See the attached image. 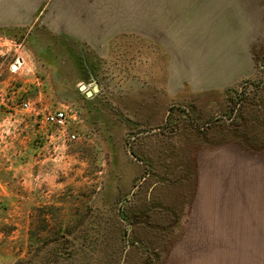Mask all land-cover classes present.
Wrapping results in <instances>:
<instances>
[{
  "label": "rangeland",
  "instance_id": "1",
  "mask_svg": "<svg viewBox=\"0 0 264 264\" xmlns=\"http://www.w3.org/2000/svg\"><path fill=\"white\" fill-rule=\"evenodd\" d=\"M254 56L235 86L174 99L168 57L146 39L99 58L42 26L0 29V264H164L199 152L237 144L234 126L264 135V45ZM62 108L76 140L42 121Z\"/></svg>",
  "mask_w": 264,
  "mask_h": 264
},
{
  "label": "crops",
  "instance_id": "2",
  "mask_svg": "<svg viewBox=\"0 0 264 264\" xmlns=\"http://www.w3.org/2000/svg\"><path fill=\"white\" fill-rule=\"evenodd\" d=\"M42 26L106 58L141 37L167 55V95L235 86L264 45V0H0V29ZM189 212L164 264H264V149L201 150Z\"/></svg>",
  "mask_w": 264,
  "mask_h": 264
},
{
  "label": "built area",
  "instance_id": "3",
  "mask_svg": "<svg viewBox=\"0 0 264 264\" xmlns=\"http://www.w3.org/2000/svg\"><path fill=\"white\" fill-rule=\"evenodd\" d=\"M21 108L26 111L31 109V102L29 100L23 101L21 103ZM42 121L54 127V129L59 133L64 134L65 137L70 141L76 140L78 138L77 134L68 132L70 121L68 112L64 108L43 113Z\"/></svg>",
  "mask_w": 264,
  "mask_h": 264
},
{
  "label": "trees",
  "instance_id": "4",
  "mask_svg": "<svg viewBox=\"0 0 264 264\" xmlns=\"http://www.w3.org/2000/svg\"><path fill=\"white\" fill-rule=\"evenodd\" d=\"M263 106L261 107V109L263 110V115H264V103L262 104ZM186 112V111H185ZM187 113V112H186ZM188 114V113H187ZM259 116V115H258ZM185 118H188L190 119L189 124L192 126V128H196L195 124H196V121H197V117H192V114L190 115V113L188 115H186ZM220 120L219 119H216L214 121H210L209 123H212L215 127L218 126H224V125H221L220 123ZM170 123V122H169ZM255 123V122H254ZM260 125L263 126V129H264V118H262L260 120ZM235 128H232V133L234 134V136L239 140H237V144L238 145H241L243 147H246L248 149H256V150H260V149H264V143L258 147H256V144L257 142L259 141V139L261 138L264 142V135H262L263 137H261L258 133H253V134H250L248 133L249 130H243V131H236L237 130V126H234ZM250 132V131H249ZM136 155L137 158H141L140 154L136 151H133ZM142 159V158H141Z\"/></svg>",
  "mask_w": 264,
  "mask_h": 264
},
{
  "label": "water",
  "instance_id": "5",
  "mask_svg": "<svg viewBox=\"0 0 264 264\" xmlns=\"http://www.w3.org/2000/svg\"><path fill=\"white\" fill-rule=\"evenodd\" d=\"M89 85H92L91 89H89V86H87L86 84H81L79 87L80 91H86L87 98H91L93 95L97 94L100 90L98 85H95L93 83Z\"/></svg>",
  "mask_w": 264,
  "mask_h": 264
}]
</instances>
